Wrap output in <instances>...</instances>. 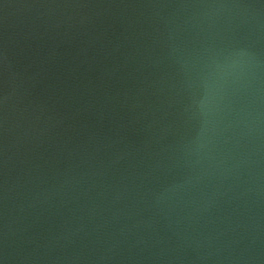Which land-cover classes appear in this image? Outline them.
<instances>
[{
  "label": "water",
  "instance_id": "95a60500",
  "mask_svg": "<svg viewBox=\"0 0 264 264\" xmlns=\"http://www.w3.org/2000/svg\"><path fill=\"white\" fill-rule=\"evenodd\" d=\"M0 264H264V0H0Z\"/></svg>",
  "mask_w": 264,
  "mask_h": 264
}]
</instances>
